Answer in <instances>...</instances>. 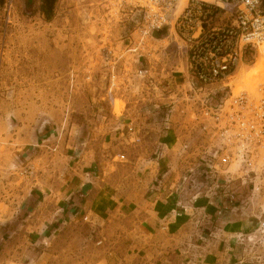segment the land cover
Returning <instances> with one entry per match:
<instances>
[{"label":"rangeland","instance_id":"rangeland-1","mask_svg":"<svg viewBox=\"0 0 264 264\" xmlns=\"http://www.w3.org/2000/svg\"><path fill=\"white\" fill-rule=\"evenodd\" d=\"M219 19L227 22L223 13ZM134 27L122 18L114 0H56L52 9L45 0H0V264H44L40 256L45 250L62 254L54 264H89L98 257L84 242L70 245L60 238L55 246L50 238L32 243L26 208L34 187L20 175L26 166H36L38 186L45 187L63 179L74 158L83 156L87 163L102 164L115 184L121 178L140 176L137 169L151 171L146 161L163 159L164 149L158 145L165 143L169 132L177 142V154L189 145L188 161L199 159L196 148L207 137L198 124L184 116H176L172 123L165 120L166 105L185 99L189 60L184 45L171 37L151 41L146 54L129 52ZM259 64L264 67V45L256 59L235 73L234 93L257 94L264 70L249 83L245 77ZM139 69L144 71L141 79L136 74ZM111 76H116L120 90L112 86ZM120 115L125 118L119 119ZM129 122L140 131L137 146L127 134ZM124 158L129 163L122 164ZM162 181L159 177L156 183L161 186ZM215 184L206 181L193 195L198 198L202 192L200 197L212 207L213 225L218 223L213 218L227 204L214 194ZM219 185L244 200L236 205L238 210H225L228 215L218 218L230 225L233 215L240 230L232 233L238 236L243 254L264 263V234L255 231L264 199L250 198L249 186L241 182ZM193 205L201 207L198 200Z\"/></svg>","mask_w":264,"mask_h":264},{"label":"built area","instance_id":"built-area-1","mask_svg":"<svg viewBox=\"0 0 264 264\" xmlns=\"http://www.w3.org/2000/svg\"><path fill=\"white\" fill-rule=\"evenodd\" d=\"M183 1L114 0V3L122 18L135 25L128 38L132 47L129 52L146 54L151 41L163 42L173 37L182 41L188 54L185 99L181 102L174 99L166 105L165 120L172 123L176 116H184L197 123L207 139L203 145L195 146L199 159L188 161L192 149L189 145H183L182 154H177L180 161L192 166L178 179L177 189L188 195L189 191H201L206 181L214 182V194L227 203L220 206V213L238 210L236 205L243 203L244 196L223 190L221 181L241 182L249 186L250 198L264 199V83L256 95L246 90L234 93L231 86L234 73L242 64L256 59L264 44V0H187L185 4ZM222 13L227 16L225 23L219 19ZM143 72L141 69L136 72L139 79L143 78ZM115 78L111 76V84L120 90ZM168 84L169 91L174 92ZM218 95L221 96L217 99ZM122 118L125 115L119 119ZM127 124L130 142L139 145L140 131L133 123ZM20 175L23 182L31 184L37 179V168L30 164ZM259 210L255 231L264 234V205Z\"/></svg>","mask_w":264,"mask_h":264},{"label":"crops","instance_id":"crops-1","mask_svg":"<svg viewBox=\"0 0 264 264\" xmlns=\"http://www.w3.org/2000/svg\"><path fill=\"white\" fill-rule=\"evenodd\" d=\"M168 134L165 143L158 145L164 149L163 159L146 161L151 171L137 169L140 176L135 179L129 176L112 184L102 164L87 163L82 156L74 158L64 180L48 183L46 188L38 186V180L31 183L34 189L26 210L32 243L50 238L55 246L60 238L70 245L84 242L98 252L89 264H257L243 254L238 236L232 233L240 230L233 215L229 225L219 219L228 213L217 212L219 218L213 215V220L218 223L210 224L212 207L206 206L202 192L196 198V192L189 191L187 196L177 189L178 179L192 166L177 163V142ZM121 163L129 161L124 158ZM159 177L161 186L156 183ZM195 199L201 207L193 205ZM59 254L45 250L40 261L57 263L62 258Z\"/></svg>","mask_w":264,"mask_h":264},{"label":"bare ground","instance_id":"bare-ground-1","mask_svg":"<svg viewBox=\"0 0 264 264\" xmlns=\"http://www.w3.org/2000/svg\"><path fill=\"white\" fill-rule=\"evenodd\" d=\"M184 1H187V0H184ZM183 1V4H185V2ZM203 1H206V2H212L213 0H203ZM118 9V8H117ZM264 45V44H263ZM262 45V46H263ZM262 46H260V48L262 47ZM259 48V49H260ZM264 70V67H263V65H257V67H256V69H254V70H252L249 74H247L246 75V79H245V81L246 82H250L251 80H253V78H254V76L255 75H259L262 71ZM235 74V73H234ZM264 83V82H263ZM262 83V84H263ZM259 88H260V85H259ZM258 91H259V89H258Z\"/></svg>","mask_w":264,"mask_h":264},{"label":"trees","instance_id":"trees-1","mask_svg":"<svg viewBox=\"0 0 264 264\" xmlns=\"http://www.w3.org/2000/svg\"><path fill=\"white\" fill-rule=\"evenodd\" d=\"M56 0H45L48 9H52Z\"/></svg>","mask_w":264,"mask_h":264}]
</instances>
